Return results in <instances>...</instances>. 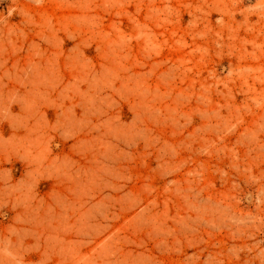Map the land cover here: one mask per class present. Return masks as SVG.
<instances>
[{"label": "rangeland", "instance_id": "rangeland-1", "mask_svg": "<svg viewBox=\"0 0 264 264\" xmlns=\"http://www.w3.org/2000/svg\"><path fill=\"white\" fill-rule=\"evenodd\" d=\"M0 264H264V0H0Z\"/></svg>", "mask_w": 264, "mask_h": 264}]
</instances>
